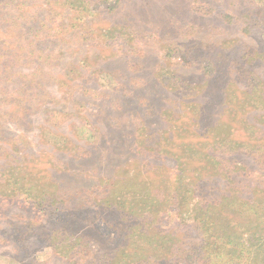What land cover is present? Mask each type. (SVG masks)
<instances>
[{
    "label": "rangeland",
    "instance_id": "obj_1",
    "mask_svg": "<svg viewBox=\"0 0 264 264\" xmlns=\"http://www.w3.org/2000/svg\"><path fill=\"white\" fill-rule=\"evenodd\" d=\"M109 186L134 215L80 212ZM262 214L264 0H0V264H107L45 236L119 221L175 264L202 243L245 261L226 235Z\"/></svg>",
    "mask_w": 264,
    "mask_h": 264
},
{
    "label": "trees",
    "instance_id": "obj_2",
    "mask_svg": "<svg viewBox=\"0 0 264 264\" xmlns=\"http://www.w3.org/2000/svg\"><path fill=\"white\" fill-rule=\"evenodd\" d=\"M121 41L124 42L122 39ZM109 187L106 196L105 194L104 196H96L98 200L95 201H93V196L90 199H85V202L82 203L83 207L80 209V212L81 210H85L92 206L98 210H106L113 208L112 206L115 205L120 206L124 210L128 209L129 214L134 215L132 209L135 208L137 211L138 206H132L133 199L129 202L128 199L124 198L127 191L117 193V186ZM44 188L36 187V192L34 188L22 189L19 191L21 193L27 192L33 197L34 206L40 211L61 212V208L64 210L62 205L66 203V200L59 197L60 189L57 187L55 191L48 192L46 189H49V187L46 189ZM97 188L98 187H96V194ZM119 194H121L120 197H118ZM128 195L132 198L134 192L129 193ZM68 198L70 197L68 196ZM262 210L263 209L261 208V211ZM111 211H116L118 213L116 209H112ZM248 214H250V212H248ZM70 218L75 217L68 212V219L66 222L70 221ZM92 221L94 222V218H92ZM124 222L125 225H122L119 221L118 227H116V225L108 226L107 242L95 237H90L89 233L86 232L87 230H84L80 223H77V225L80 226L77 227L75 231L72 228L68 230L64 227L54 232L47 233L45 239L48 240L49 246L58 251V254H62L64 251L63 256L65 254L66 256H70L71 254L81 253L82 251H86V249L93 247L96 251L100 252L101 257L106 258L107 264H175V261L168 257L169 254L166 252L163 253L161 247L156 242L148 239L147 233H145L142 228L140 229L142 236H135L133 238L132 228L126 229L130 225L126 221ZM121 226L125 229H122ZM204 229L205 228H203V230ZM206 231V234L211 233L212 229L208 226ZM251 231H253V234L249 236L248 233ZM227 237L228 235H226V241L224 243L235 246V251L240 255L245 254L247 256L245 261L243 258L239 259V257H233L232 259L224 257L220 259L218 256L220 247L216 245L205 246L204 243H202V245L198 246L196 249L192 248L190 254L184 255L182 258V264H229L235 263L236 261H239L240 264H264V214H262V221L254 228L250 230L240 228L238 237ZM120 239H123V243L118 244ZM224 248L226 249V247ZM120 252L121 255L117 262V254ZM136 253H141L142 258H139L137 261L134 260L128 262L130 260V255Z\"/></svg>",
    "mask_w": 264,
    "mask_h": 264
}]
</instances>
